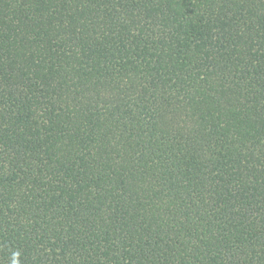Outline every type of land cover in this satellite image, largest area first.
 I'll use <instances>...</instances> for the list:
<instances>
[{"label": "trees", "instance_id": "1", "mask_svg": "<svg viewBox=\"0 0 264 264\" xmlns=\"http://www.w3.org/2000/svg\"><path fill=\"white\" fill-rule=\"evenodd\" d=\"M14 260L264 264V0H0Z\"/></svg>", "mask_w": 264, "mask_h": 264}, {"label": "clouds", "instance_id": "2", "mask_svg": "<svg viewBox=\"0 0 264 264\" xmlns=\"http://www.w3.org/2000/svg\"><path fill=\"white\" fill-rule=\"evenodd\" d=\"M18 255V254H17ZM14 264H15V260H14Z\"/></svg>", "mask_w": 264, "mask_h": 264}]
</instances>
